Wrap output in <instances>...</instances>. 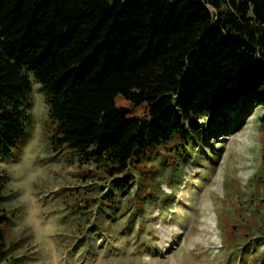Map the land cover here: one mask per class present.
I'll list each match as a JSON object with an SVG mask.
<instances>
[{
  "label": "trees",
  "instance_id": "16d2710c",
  "mask_svg": "<svg viewBox=\"0 0 264 264\" xmlns=\"http://www.w3.org/2000/svg\"><path fill=\"white\" fill-rule=\"evenodd\" d=\"M30 76L55 124L52 150L77 152L109 176L157 153L162 164L149 173L163 170L167 158L177 169L219 99L248 98L236 127L254 106L264 107V0H0L1 159L25 146ZM141 105L144 115L131 114L130 106ZM257 120L264 163V111ZM175 169L170 183L180 175ZM155 179H139L142 218ZM5 201L0 183V259L14 217ZM258 212L264 219V208ZM242 219L241 237L233 229L226 235L228 248L234 262L255 264L250 247L264 235L252 240Z\"/></svg>",
  "mask_w": 264,
  "mask_h": 264
},
{
  "label": "rangeland",
  "instance_id": "374dc122",
  "mask_svg": "<svg viewBox=\"0 0 264 264\" xmlns=\"http://www.w3.org/2000/svg\"><path fill=\"white\" fill-rule=\"evenodd\" d=\"M30 79L25 146L0 158L5 207L14 212L0 264H232L226 235L233 229L231 236L241 237L242 215L252 240L264 235V219L258 217L264 208V163L257 120L263 106H254L236 127L248 98L219 99L210 115L200 119L202 140L179 157L177 169L167 158L163 170L149 173L162 164L157 153L127 173L109 176L77 152L52 150L48 137L55 124L48 117L44 90ZM130 112L144 115L145 109L130 106ZM173 169L180 175L170 183ZM155 177V196L148 200L142 222L135 204L139 179L148 185ZM111 195L115 200L110 203ZM250 249L254 263L264 264V240Z\"/></svg>",
  "mask_w": 264,
  "mask_h": 264
}]
</instances>
